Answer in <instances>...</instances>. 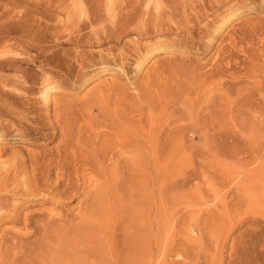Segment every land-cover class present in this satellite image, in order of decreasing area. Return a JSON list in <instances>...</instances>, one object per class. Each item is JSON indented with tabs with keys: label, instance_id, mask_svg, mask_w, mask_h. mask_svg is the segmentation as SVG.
<instances>
[{
	"label": "rangeland",
	"instance_id": "rangeland-1",
	"mask_svg": "<svg viewBox=\"0 0 264 264\" xmlns=\"http://www.w3.org/2000/svg\"><path fill=\"white\" fill-rule=\"evenodd\" d=\"M202 1L0 0V264H264V0Z\"/></svg>",
	"mask_w": 264,
	"mask_h": 264
},
{
	"label": "bare ground",
	"instance_id": "bare-ground-1",
	"mask_svg": "<svg viewBox=\"0 0 264 264\" xmlns=\"http://www.w3.org/2000/svg\"><path fill=\"white\" fill-rule=\"evenodd\" d=\"M109 1V3H111V6H113L112 5V3H114V5L116 4L115 2L117 1V4L119 3V2H121L120 0H108ZM125 1V0H124ZM202 1V0H201ZM209 0H207V2H208ZM192 2V1H191ZM202 2H205V1H202ZM193 3V2H192ZM122 4H123V2H122ZM124 4H125V2H124ZM194 4V3H193ZM205 4V3H204ZM108 5V4H107ZM120 5H121V3H120ZM195 5V4H194ZM109 6V5H108ZM123 5H121L120 6V8L119 9H117V10H115V12H112V13H109L107 16H106V19L108 20V22L109 23H111L112 25H113V27H111V28H113V30L112 31H109L110 33H111V35H114V36H116V38H117V36H119L122 32H123V30L125 29V27H126V19H127V15L126 14H123L124 13V11L122 12V10L124 9L123 7H125V6H123ZM192 6V5H191ZM198 5L196 4V7H197ZM199 6H200V4H199ZM118 7H119V5H118ZM147 7V6H146ZM145 7V9H147ZM203 7V6H202ZM135 8V7H134ZM192 8V7H191ZM112 9H113V7H112ZM111 9V11H114V10H112ZM127 9V8H126ZM193 10L195 9H197V8H192ZM200 9H201V7H200ZM119 10V11H118ZM108 11V10H107ZM110 11V12H111ZM157 11V10H156ZM158 11H159V9H158ZM158 11H157V13H158ZM162 11V10H161ZM135 13V15L137 14V12H134ZM158 14H162V12H160V13H158ZM140 15V14H139ZM149 16L150 14L148 13V9L146 10V12L144 13V16L146 17V16ZM155 15H156V12H155ZM130 16V15H129ZM128 16V17H129ZM151 16V15H150ZM149 16V17H150ZM160 15H157L156 16V18L157 17H159ZM105 17V16H104ZM135 18H136V16H135ZM142 18V17H141ZM162 18H163V16H162ZM95 19V18H94ZM94 19L92 20V21H94ZM138 19V18H137ZM146 19V18H145ZM104 20H105V18H104ZM150 20V18L148 19V21ZM157 20V22H159L158 21V19H156ZM160 20V19H159ZM186 20V19H185ZM131 21V20H130ZM129 21V22H130ZM142 21V20H141ZM145 21V20H144ZM147 21V20H146ZM145 21V22H146ZM147 21V22H148ZM189 21V20H188ZM161 22V24L163 23L162 21H160ZM159 22V23H160ZM172 22V21H171ZM158 23V24H159ZM131 24V23H130ZM138 24V23H137ZM144 24H147V23H144ZM155 24V23H154ZM109 25V24H108ZM111 25V26H112ZM160 25V24H159ZM166 25V24H165ZM3 26V25H2ZM105 26V25H104ZM104 26H103V28H104ZM148 26V25H147ZM158 26V25H157ZM107 27V26H106ZM108 27H110V26H108ZM156 28V27H155ZM8 29V28H7ZM72 29V28H71ZM81 29H83V26L82 25H77V26H75L74 28H73V32H79ZM157 29V28H156ZM160 29L162 30V28H161V26H160ZM158 30V29H157ZM82 31V30H81ZM97 31V30H96ZM96 31L94 32V33H96ZM160 31V30H159ZM158 31V32H159ZM108 32V33H109ZM110 33L109 34H106L105 33V35H103V37L105 38H107V36H109L110 35ZM125 33H127V32H125ZM128 34H129V32H128ZM96 35V34H95ZM111 35H110V37H111ZM97 36V35H96ZM123 36V35H122ZM98 37H100L99 36V34H98ZM121 37V36H120ZM80 38V37H79ZM101 39H103V38H101ZM108 39V38H107ZM121 39V38H120ZM119 39V40H120ZM31 40V39H30ZM98 40H99V38H98ZM117 40V39H116ZM32 41H35V40H33L32 39ZM101 41V40H100ZM36 42V41H35ZM78 42V41H77ZM111 42V41H110ZM16 43V42H15ZM27 44V43H26ZM78 45V44H77ZM30 47L29 48H36V47H32L31 45H29ZM1 83H3L2 81H1ZM15 84V83H14ZM3 87V86H2ZM45 90V89H44ZM48 90V89H47ZM181 90V89H180ZM6 91V90H5ZM149 92V91H148ZM174 92V91H173ZM176 92V91H175ZM174 92V93H175ZM172 93V92H171ZM167 94V93H166ZM47 92L46 93H44V96H45V99H47ZM153 95V94H152ZM156 96H157V94H155ZM169 95V94H168ZM177 95V93L176 94H172V95H170V96H166V97H164V95H163V98H161V100L159 101V103H165L166 101H170L171 99H176V96ZM150 97H151V95H150ZM150 97H148V98H150ZM153 98L155 97V96H152ZM159 97V96H158ZM157 97V98H158ZM0 98H1V93H0ZM138 98H140V97H138ZM152 99V98H151ZM160 99V98H159ZM170 99V100H169ZM146 100H147V98H146ZM145 100V101H146ZM154 100H156V99H154ZM158 100V99H157ZM143 101V100H142ZM144 101V102H145ZM151 101V100H150ZM172 101V100H171ZM175 101V100H174ZM148 103H149V101H147ZM154 102V101H153ZM167 103V102H166ZM2 104V103H1ZM155 104V103H154ZM145 105H147V104H145ZM144 105V106H145ZM151 105H153V104H149V106L151 107ZM1 106H3V107H5L6 105H4V104H2ZM148 106V108L150 109V107ZM159 106V105H158ZM147 107V106H146ZM153 108H154V105L152 106ZM165 107V106H164ZM147 108V109H148ZM153 108H151V109H153ZM151 109L149 110V111H151ZM108 111V110H107ZM138 111V110H137ZM120 112V111H119ZM104 111L102 112V114L104 115ZM123 113V112H122ZM148 113V112H147ZM1 114V113H0ZM102 114H100V115H102ZM120 114V113H119ZM153 114V113H152ZM152 114H149V115H152ZM5 115H7V114H5ZM102 115V116H103ZM108 114H106L105 116H107ZM109 116V118H110V116H111V118L110 119H108L109 121L108 122H106V120H107V118L105 117V121L103 120V122H105V124L107 123V128H110V129H112V130H114L113 132H117L118 133V135H121V140H120V142H119V140H118V143H119V145H118V143H117V149H120V151L118 150V152L119 153H123V152H129V153H134V155L136 154L137 155V157L138 156H141L142 157V155L144 154V152H143V149H146L145 148V145H147V144H149L150 146L148 147V149H147V151L148 152H151V151H153V148H154V145H155V142L157 141V136L158 135H156L157 133L156 132H154V133H156V134H152L151 136H149V135H146V134H144V135H146L145 137H142L141 135H143V134H141L142 132H141V130H142V128H143V125H142V128H141V130H140V132H137V131H139V129H138V127H136V126H134V128L136 127L137 128V131H135V130H133V126H129V125H131L130 123H128V121L127 122H124L123 120H120V118H118V116H114V115H108ZM107 116V117H108ZM112 116H114L113 118H112ZM121 117H123V116H121ZM125 120V119H124ZM151 122V121H150ZM149 124H151V123H149ZM140 126H141V124H140ZM148 127V126H147ZM146 127V128H147ZM149 129V128H148ZM150 129H151V127H150ZM153 130V128L151 129V131ZM150 131V130H149ZM154 131V130H153ZM147 132H148V130H147ZM149 134H151L152 132H148ZM116 134V133H115ZM141 134V135H140ZM143 135V136H144ZM172 135V134H171ZM171 135H170V137H171ZM147 136H149V137H147ZM113 137V136H112ZM118 139H119V137H118ZM79 142V141H78ZM94 142V141H93ZM84 143H86L85 145H88L87 143L88 142H86V140L84 141ZM83 143V144H84ZM91 144H92V141L90 142ZM95 143V142H94ZM93 143V145H92V147L90 148V146H88L89 148H90V150L89 151H84V152H86V153H82L81 155H83V156H81V159L82 160H86L85 162L87 163H85V165L87 166V167H89V168H91V169H97L96 171H107V169H109L104 163L105 162H103V160L104 159H108V157H109V155H113V153L112 154H109L108 153V150H109V148L107 149V148H105L106 146H103V148H99L98 147V145L100 146L101 144L99 143H95L94 144ZM105 143V142H104ZM108 143V142H107ZM70 145V144H69ZM64 146V145H63ZM102 146V145H101ZM109 146V145H108ZM107 146V147H108ZM148 146V145H147ZM146 146V147H147ZM64 147H66V146H64ZM68 147V146H67ZM65 149V148H64ZM115 149V148H114ZM58 150H59V147H58ZM58 150H56V152L58 151ZM113 150V149H112ZM172 150V149H171ZM60 153V152H59ZM108 153V154H107ZM111 153V152H110ZM152 153V152H151ZM117 154V156H118V153H115L114 155H116ZM57 155H59V154H57ZM61 155V154H60ZM76 155V154H75ZM108 155V157H105V156H107ZM146 156H147V154H146ZM105 157V158H104ZM140 157V158H141ZM147 158V157H146ZM50 160V159H49ZM76 161H79V160H77V159H75ZM110 160V159H109ZM59 161V160H58ZM58 161H57V163H58ZM105 161V160H104ZM107 161V160H106ZM75 162V161H74ZM81 162V161H80ZM52 163V162H51ZM61 163V162H60ZM77 163V162H76ZM76 163L75 164H73V166L75 165L76 166ZM82 164H83V162H82ZM105 165V167H103L104 165ZM48 165V164H47ZM72 165V164H71ZM84 165V164H83ZM147 165V164H146ZM56 166V165H55ZM54 166V167H55ZM59 168H60V166H59ZM111 169H113V168H111ZM156 169V168H155ZM117 170V169H116ZM60 171H61V169H60ZM106 173V172H105ZM107 177V176H106ZM91 233V232H90ZM128 250V249H127Z\"/></svg>",
	"mask_w": 264,
	"mask_h": 264
}]
</instances>
